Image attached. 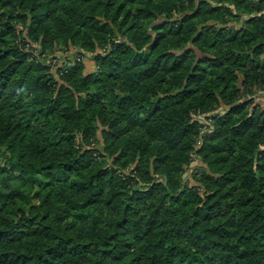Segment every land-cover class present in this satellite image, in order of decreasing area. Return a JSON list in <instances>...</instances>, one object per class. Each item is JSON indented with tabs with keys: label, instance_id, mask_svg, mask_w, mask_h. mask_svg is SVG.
Returning a JSON list of instances; mask_svg holds the SVG:
<instances>
[{
	"label": "trees",
	"instance_id": "obj_1",
	"mask_svg": "<svg viewBox=\"0 0 264 264\" xmlns=\"http://www.w3.org/2000/svg\"><path fill=\"white\" fill-rule=\"evenodd\" d=\"M261 97L264 0H0V264H264Z\"/></svg>",
	"mask_w": 264,
	"mask_h": 264
},
{
	"label": "rangeland",
	"instance_id": "obj_2",
	"mask_svg": "<svg viewBox=\"0 0 264 264\" xmlns=\"http://www.w3.org/2000/svg\"><path fill=\"white\" fill-rule=\"evenodd\" d=\"M90 57H91V55L89 53H87L86 56H84V58H83V62H85V64L87 65V68H86L87 73L88 72L93 73L97 69L95 67L93 61H91ZM257 101L264 103V97L258 98Z\"/></svg>",
	"mask_w": 264,
	"mask_h": 264
}]
</instances>
